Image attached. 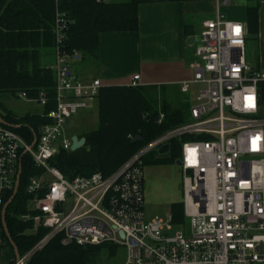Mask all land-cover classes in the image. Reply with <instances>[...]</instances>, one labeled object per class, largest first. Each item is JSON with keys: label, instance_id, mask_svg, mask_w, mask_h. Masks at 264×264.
Instances as JSON below:
<instances>
[{"label": "built area", "instance_id": "obj_1", "mask_svg": "<svg viewBox=\"0 0 264 264\" xmlns=\"http://www.w3.org/2000/svg\"><path fill=\"white\" fill-rule=\"evenodd\" d=\"M226 4V3H225ZM203 23L195 41L193 78L181 84L182 95L199 88L189 119L143 146L113 175L93 174L71 181L52 166L62 151H72L66 129L71 119L92 109L103 84L99 78L81 82L72 73L80 60L63 51L68 20L56 14L55 110L40 129L35 148L0 123V211L13 192L21 154L27 152L39 169L27 191L33 194L28 213L32 233L46 235L21 259L27 264L53 239L63 246L123 247L124 264H264V111L259 86L264 70L245 54L247 25L231 21L219 11ZM129 86L139 87V76ZM19 98L46 107L45 92L37 100ZM161 124L165 114L159 113ZM182 141L179 166L183 172V200L187 229L173 216L146 221L143 162L171 141ZM121 233L123 237H121Z\"/></svg>", "mask_w": 264, "mask_h": 264}, {"label": "trees", "instance_id": "obj_2", "mask_svg": "<svg viewBox=\"0 0 264 264\" xmlns=\"http://www.w3.org/2000/svg\"><path fill=\"white\" fill-rule=\"evenodd\" d=\"M157 1L163 0H0V94L26 93L29 99L37 100L40 93L45 92L49 103L40 115L27 113L17 116L0 101V116L10 125L9 128L26 144L32 145L34 134L38 139L41 127L50 123L46 115L57 105L56 74L51 70L52 65L42 63L41 56L42 51H46L54 52L55 57L57 13L64 14L68 20L63 51L67 55L76 53L80 59L95 63L99 35L138 32L139 5ZM247 11L248 39L255 41L259 31V10L254 6ZM164 92V88L146 86L103 87L96 101L97 129L84 135L82 149L62 151L52 166L70 181L96 173L106 177L113 175L144 145L187 121L186 111L171 109L166 100H162ZM259 97L264 111V83L259 86ZM160 112L165 114V118L158 124ZM136 138L141 141L134 142ZM184 141H171L170 159H156L153 154L151 159L145 157V163L176 161L181 156ZM20 162L22 173L18 194L9 205L5 220L14 244L24 257L47 233L45 229L30 232L33 222L21 219L28 213V204L33 197L27 191L31 179L41 177L43 170L36 167L28 153L21 154ZM13 193L7 194L3 205ZM183 211V204L173 206L170 214L174 224H184ZM3 239L8 240L4 232ZM105 246H63L58 237L31 257L27 264H98ZM1 250L0 244V253Z\"/></svg>", "mask_w": 264, "mask_h": 264}, {"label": "crops", "instance_id": "obj_3", "mask_svg": "<svg viewBox=\"0 0 264 264\" xmlns=\"http://www.w3.org/2000/svg\"><path fill=\"white\" fill-rule=\"evenodd\" d=\"M221 2L219 11L225 17L245 25H247V9L254 6L258 8L257 40L249 41L247 34L246 43H251V48L257 51L255 66L264 70V0H221ZM216 10V0L182 2L163 0L140 4L137 13L139 14L138 32L101 33L98 38L97 61L92 63L80 59L73 64L83 62L92 73L83 80L78 77L79 80L88 83L99 78L103 87L126 86L133 76L138 75L139 86L176 89L180 92L181 84L193 78L191 64L196 58L195 50L199 44L194 37L201 33L204 22L216 17ZM252 66L255 67L253 64ZM195 90L197 88H192L187 95L194 94ZM188 101L192 106L193 101L190 97ZM96 105L97 103L92 110H96ZM1 223L2 220H0L2 249L0 264H16L14 250L9 241L3 239Z\"/></svg>", "mask_w": 264, "mask_h": 264}, {"label": "rangeland", "instance_id": "obj_4", "mask_svg": "<svg viewBox=\"0 0 264 264\" xmlns=\"http://www.w3.org/2000/svg\"><path fill=\"white\" fill-rule=\"evenodd\" d=\"M245 54L247 59L254 66L256 65L257 51L251 48V43L246 44ZM54 52L42 51L41 60L43 64L53 65L55 63ZM74 62L72 63V65ZM256 67V66H255ZM72 73L79 77L81 80L91 76L90 70H88L85 64L79 63L72 66ZM200 87L195 90L194 94L182 95L176 89L165 90L162 100H166L167 105L171 109L181 108L188 114L189 103L188 98L195 104V96ZM194 98V99H193ZM161 103V96H159ZM0 101L3 105L17 116L26 115V113L40 114L42 107L36 103L24 101L19 98V94H0ZM97 110H84L78 113L71 119L70 126L66 129L67 134L70 136H77L84 139V135L89 134L97 129L99 119L97 116L98 103L95 107ZM189 119V114L187 120ZM147 155L146 159L153 158ZM143 162L144 173V196H145V216L146 221H151L156 217L167 218V214L171 212L175 204H183V172L181 168L176 164L177 161L182 159L181 156L176 161L168 162L161 161L158 164H146ZM184 227H175V232L181 229H187L189 221H185ZM127 251L125 248H114L111 246H105L102 250V255L98 264H124L126 262Z\"/></svg>", "mask_w": 264, "mask_h": 264}, {"label": "water", "instance_id": "obj_5", "mask_svg": "<svg viewBox=\"0 0 264 264\" xmlns=\"http://www.w3.org/2000/svg\"><path fill=\"white\" fill-rule=\"evenodd\" d=\"M0 123L3 124L6 127H10V125L8 123H6V121L4 119H2L1 116H0ZM34 137H35L34 142L32 143V145H30L31 149L35 148V145L37 143L36 134H34ZM71 141H72L71 150L73 152L77 151L79 149H82L84 147V145H85V140L84 139H79L77 136H73ZM133 141L134 142L135 141H141V139L140 138H136ZM25 154H27V152H25ZM154 157L156 159L158 158V159H161V160L170 159V145H165L162 148L158 149L156 152H154ZM176 164L178 166L181 165L180 161H177ZM21 173H22V164L20 163L19 168H18V172H17V175H16L17 179H16V182H15L14 190H13L14 193H13L12 197L3 205L4 207L0 211V220H2L3 232L7 236V239L9 241V244H10L11 248L14 250L15 263L16 264H21L20 262H21L22 257L20 255L19 249H17L16 245L14 244V242L12 240L11 234H9V232H8V227H7V223H6L5 217H6V213H7V210L9 208V205L14 201L15 197L18 194V188H19L20 181H21ZM121 237H123L122 233H121Z\"/></svg>", "mask_w": 264, "mask_h": 264}]
</instances>
